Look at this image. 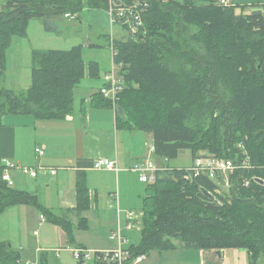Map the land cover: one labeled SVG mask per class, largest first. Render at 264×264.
<instances>
[{
    "label": "trees",
    "instance_id": "trees-1",
    "mask_svg": "<svg viewBox=\"0 0 264 264\" xmlns=\"http://www.w3.org/2000/svg\"><path fill=\"white\" fill-rule=\"evenodd\" d=\"M109 1L0 0V83L12 39L26 37L29 22L43 20L48 31L59 34L55 18L79 16L85 10L107 12ZM120 1L148 6L143 16L146 35L109 41L116 52L114 64L123 66L126 86L115 110L116 126L151 133L163 169L147 187L141 242L131 246L133 257L178 246L246 249L249 264H264V185L239 187L229 197L216 182L206 177L186 180V167L171 165L186 150L192 163L202 151L237 160L242 144L255 168L248 176L264 180V2L228 7L218 0ZM240 8L253 11L237 14ZM81 48L34 50L31 87L22 95L0 89V127L10 115L43 121L71 116L75 92L87 73ZM89 74L99 79L98 65L91 64ZM93 99L113 109L100 93ZM3 171L0 168V215L11 207L33 206L75 245L76 231L89 227L84 216L91 208L85 173L77 175L76 208L55 213L37 195L8 186ZM20 259L19 252L0 240L1 264H19ZM39 264H54L52 254L41 252Z\"/></svg>",
    "mask_w": 264,
    "mask_h": 264
},
{
    "label": "crops",
    "instance_id": "crops-1",
    "mask_svg": "<svg viewBox=\"0 0 264 264\" xmlns=\"http://www.w3.org/2000/svg\"><path fill=\"white\" fill-rule=\"evenodd\" d=\"M88 87L91 91H85L81 94L79 100L75 96L74 112L65 120L43 121L32 115L7 116L4 125L0 127V160H9L18 166L32 164L31 167L33 168L42 166L49 170L55 169L57 171L55 176H52L47 170L39 171L36 178L29 176L32 180H38L40 177H43V179L57 177V187H60L54 190L57 193V205L55 208H51L55 213H62L76 208L78 172H84L86 175L87 186L90 189L91 206L95 204V207H98L99 220H101L103 211H99L100 202H103L102 208L105 204L104 210L107 207L113 208L112 206L118 202L119 207L124 212L137 211L142 213L147 188H143L140 176L137 178L140 189L130 184L129 178L136 173L131 171V168L145 160L146 153L150 152V147L154 141L153 135L151 133L128 132L117 129L115 111L109 109L106 111L97 103L95 104L93 95L99 93L100 90L92 92L93 88L90 83ZM104 118H108V121ZM41 123H47V126L39 128ZM144 146L146 150H144ZM42 147L45 148L46 155L40 159L36 154V148ZM100 159L117 161L120 170L118 172L95 171L93 169L94 163ZM156 164L160 166L158 161H156ZM158 168H161V166ZM13 172L11 173L13 177L16 176V173H19L18 171ZM14 183V187L19 188L16 181ZM35 189L34 192H38L37 190L41 188ZM33 194L37 195V193ZM19 208L23 210H18L20 215L16 216L15 225L12 229L15 228L20 240H23L24 228L34 216L31 210L29 211L22 206ZM111 208L108 210H111ZM39 215L42 224L46 221V218L40 213ZM89 215L90 212L84 214L88 222ZM72 219L77 222L75 216H72ZM115 223L116 221L111 223L110 229H107L109 234L116 228ZM55 229L57 230H55L56 238L54 240L50 239L51 242L48 241V238L45 241L40 240V245L37 248L38 259H40V253L46 251L52 254L54 264H65L66 260L62 257L63 252L60 250L61 254H57L56 250L59 249L57 245L68 244L67 235L60 227H55ZM75 234L77 242L73 247L93 251L111 249L106 248L100 242L91 243L86 239L87 244L90 246L88 247L82 243L79 230ZM133 234L134 232L127 233L131 245H138L133 242ZM3 242L9 243L10 241L5 239ZM20 242L21 247L22 241ZM12 248L21 254L22 247L12 246ZM218 252H221L222 256ZM76 263L78 264L77 261ZM138 264H249V253L246 249L190 250L178 246L177 249L172 251H152L149 255H145L144 260Z\"/></svg>",
    "mask_w": 264,
    "mask_h": 264
},
{
    "label": "rangeland",
    "instance_id": "rangeland-1",
    "mask_svg": "<svg viewBox=\"0 0 264 264\" xmlns=\"http://www.w3.org/2000/svg\"><path fill=\"white\" fill-rule=\"evenodd\" d=\"M179 2H183L184 0H175ZM229 2L233 5H254L258 3H263L264 0H229ZM253 10L242 9L240 8L237 11V14H245L250 15ZM78 16V15H77ZM54 23L59 26V34L52 33L46 29L45 22L43 20L35 19L29 22L27 27V36L26 37H18L15 36L12 39V42L7 50V70L5 71L4 77L0 83V89L5 88L14 91L17 95H22L25 93L32 85V52L34 50L39 51H69L74 47L81 46L82 56L85 60V65L87 68V73L85 79L81 83V85L76 90V99L79 100L81 94L85 91L87 92L89 89V83L93 88L92 92L96 90H100L104 86L103 77L105 75L110 74L113 68V58L111 47L109 46V41L112 40H125L128 37V31L122 28L120 25H112L110 18L106 11L104 10H85L81 13L75 20H69L65 17H57L54 19ZM91 64H96L99 67L100 78H92L89 74V68ZM108 70V71H107ZM89 82V83H88ZM86 88V90H85ZM91 91V90H90ZM95 95H93L94 97ZM118 105V104H117ZM104 108V107H103ZM118 108V106H117ZM99 110L107 108H98ZM113 110L112 108H110ZM104 120L108 121V118H104ZM43 124V125H42ZM47 123H41L39 128L42 126H47ZM33 132L34 129L32 128ZM30 136V133H29ZM29 139V137H28ZM111 140V138H110ZM113 140V136H112ZM245 141H248L245 139ZM245 141L243 144H245ZM108 145H110L107 142ZM245 146V145H243ZM144 150H146L144 146ZM149 148L147 149V151ZM208 152L202 151L199 154H207ZM210 154V153H208ZM148 154L146 153V157ZM150 159L154 164H156V156L154 152H151ZM32 164L23 165L21 167H31ZM171 165L174 167H189L192 165V155L190 151H182L178 159L173 160ZM157 166V164H156ZM36 167V166H34ZM160 167V166H157ZM14 173V172H13ZM20 173V172H19ZM16 173L15 180L17 183L18 190L27 191L31 194L37 193L38 200L48 209L55 208L57 205V193L54 191L57 190V177H48L43 179L40 177L38 180H32L29 176L24 174ZM135 173V172H134ZM138 175V176H137ZM13 177V179H14ZM139 177L138 173L131 176L129 178L130 184H133L136 188L140 189V186L137 184V178ZM143 188L146 189L149 185L142 183ZM24 187V188H23ZM51 187V189H49ZM35 188H41L36 191ZM112 202V200H111ZM102 203L100 202L99 211H102L101 220L98 218V207H95V204L91 206L89 215V229L79 230V237L85 245L90 247L87 244L86 239H88L91 243L100 242L106 248H111L109 250H113L115 248V243L110 241V234L108 230L110 229V224L116 221V225L118 222V213L117 210L121 208L119 207V203L117 202L114 206L106 207L104 204V208H102ZM21 207V206H19ZM11 207L7 209L3 214L0 215V227H1V241L3 242L5 239H8L11 246H16L22 249L21 252V263L25 264L30 262L32 264H39V253L37 252V248L40 245V240L45 241L48 238V241L51 242L50 239H55V227H60L51 222L46 223L47 219L44 223L41 224L38 209L33 206H22L27 210H31L33 214V218L30 219V223L24 228L23 231V240H20L16 229H12L15 225L16 216L20 215L18 210H23L22 208ZM58 207V206H57ZM102 208V209H101ZM111 208V210H108ZM13 210V211H11ZM121 220L125 223L126 213L128 211L121 210ZM39 219V221H38ZM46 223V224H45ZM45 224V226H44ZM44 226V227H42ZM54 226V227H52ZM115 226V225H114ZM61 228V227H60ZM62 229V228H61ZM108 229V230H107ZM37 233L35 235L34 233ZM133 242L135 244H140L141 242V233L138 230L133 231ZM137 232V233H136ZM20 241H22V246L20 247ZM59 249L56 251L63 252L62 257L66 260L65 264H77L76 260L73 258L72 253L68 248H74L71 244H61L57 245ZM60 252V254H61ZM25 259L23 260L22 259ZM26 257V258H25Z\"/></svg>",
    "mask_w": 264,
    "mask_h": 264
},
{
    "label": "built area",
    "instance_id": "built-area-1",
    "mask_svg": "<svg viewBox=\"0 0 264 264\" xmlns=\"http://www.w3.org/2000/svg\"><path fill=\"white\" fill-rule=\"evenodd\" d=\"M223 6H230L229 0H218ZM147 4L140 2H133L132 4H125L120 0H110L107 14L112 25H120L128 31L130 37L138 38L146 35L144 29V12ZM78 16L73 14H66L65 18L75 20ZM142 33V35H141ZM112 58L116 56L113 45H111ZM122 65H115L110 74L103 77L104 86L100 89V94L113 105V110L117 108L120 101V96L125 90V78L122 73ZM239 148L242 150V156L237 160L223 159L212 154L200 155L191 166L185 168L184 178L192 180L198 177H206L218 184L220 189L227 193L228 196L236 191L237 188L250 189L253 184L264 185V180L261 177H249L250 173L255 168L251 164V158L246 148L240 144ZM151 152H154V145L150 147V152L145 160L135 164L131 171L136 172L140 176V181L145 184H154L157 179V172L163 170L158 168L156 164L150 159ZM38 158H43L46 155L45 148H36ZM0 168H4L3 180L10 187H14L13 171L21 172L24 175L36 178L39 171L47 170L52 176L57 174L55 169H47L45 167L28 168L18 166L9 160H0ZM93 169L95 171H115L118 172L117 161L110 159H100L94 163ZM222 193V192H221ZM121 210L118 209V222L116 228L110 234V240L115 243L113 250L93 251L85 248H68L72 253L73 258L77 262L84 264H91L92 262H100L105 264H138L144 260L145 255L133 257L131 249V241L127 233L138 230L142 232V213L137 211H128L125 217V223L121 220ZM44 221V219H43ZM37 235V233H35ZM60 251H57V254ZM19 264H22L19 261ZM25 264H32L27 262Z\"/></svg>",
    "mask_w": 264,
    "mask_h": 264
},
{
    "label": "water",
    "instance_id": "water-1",
    "mask_svg": "<svg viewBox=\"0 0 264 264\" xmlns=\"http://www.w3.org/2000/svg\"><path fill=\"white\" fill-rule=\"evenodd\" d=\"M218 254L222 256V253L221 252H218Z\"/></svg>",
    "mask_w": 264,
    "mask_h": 264
}]
</instances>
